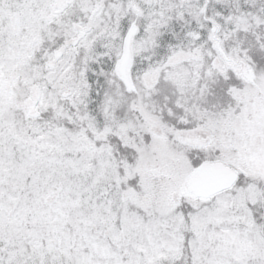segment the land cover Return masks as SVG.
Here are the masks:
<instances>
[{
  "label": "snow or ice",
  "instance_id": "obj_1",
  "mask_svg": "<svg viewBox=\"0 0 264 264\" xmlns=\"http://www.w3.org/2000/svg\"><path fill=\"white\" fill-rule=\"evenodd\" d=\"M0 264H264V0H0Z\"/></svg>",
  "mask_w": 264,
  "mask_h": 264
}]
</instances>
